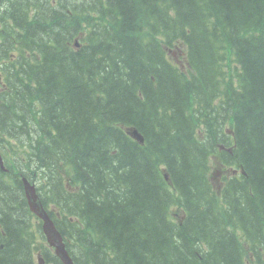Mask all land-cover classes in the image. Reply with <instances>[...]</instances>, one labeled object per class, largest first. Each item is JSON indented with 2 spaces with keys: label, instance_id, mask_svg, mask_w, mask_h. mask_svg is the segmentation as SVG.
I'll use <instances>...</instances> for the list:
<instances>
[{
  "label": "trees",
  "instance_id": "trees-1",
  "mask_svg": "<svg viewBox=\"0 0 264 264\" xmlns=\"http://www.w3.org/2000/svg\"><path fill=\"white\" fill-rule=\"evenodd\" d=\"M0 151V264L20 176L76 264H264V0H0Z\"/></svg>",
  "mask_w": 264,
  "mask_h": 264
},
{
  "label": "water",
  "instance_id": "water-1",
  "mask_svg": "<svg viewBox=\"0 0 264 264\" xmlns=\"http://www.w3.org/2000/svg\"><path fill=\"white\" fill-rule=\"evenodd\" d=\"M131 133L135 138L143 142V136L137 130H134ZM0 164L2 167H4L3 158L1 154ZM23 183L31 210L43 219V230L48 238L49 243L55 247L56 253L60 256V258L65 264H75L66 249L61 233L56 228L54 222L51 220L47 211L41 205L39 201V196L36 192L35 185L31 184L29 180L25 177L23 178Z\"/></svg>",
  "mask_w": 264,
  "mask_h": 264
},
{
  "label": "flooded vegetation",
  "instance_id": "flooded-vegetation-1",
  "mask_svg": "<svg viewBox=\"0 0 264 264\" xmlns=\"http://www.w3.org/2000/svg\"><path fill=\"white\" fill-rule=\"evenodd\" d=\"M34 245V243H33ZM36 247V245H34ZM33 246H31L29 254V261L26 264H64L59 260V256L54 252V248L51 246L37 247V251H34Z\"/></svg>",
  "mask_w": 264,
  "mask_h": 264
},
{
  "label": "bare ground",
  "instance_id": "bare-ground-1",
  "mask_svg": "<svg viewBox=\"0 0 264 264\" xmlns=\"http://www.w3.org/2000/svg\"><path fill=\"white\" fill-rule=\"evenodd\" d=\"M0 169H1V171H3V172H7V171H8V168H7L6 165H4V167H2V166L0 165ZM21 177H25V176H20V179H21ZM25 178H27V177H25ZM27 179H28V178H27ZM25 195H26V192H25ZM26 198H27V195H26ZM27 202H28L29 209L31 210V207H30L29 201L27 200Z\"/></svg>",
  "mask_w": 264,
  "mask_h": 264
},
{
  "label": "rangeland",
  "instance_id": "rangeland-1",
  "mask_svg": "<svg viewBox=\"0 0 264 264\" xmlns=\"http://www.w3.org/2000/svg\"><path fill=\"white\" fill-rule=\"evenodd\" d=\"M176 56H179V55L176 53L175 56H174V58H176ZM33 224L36 225L35 222H33ZM34 225L32 226L33 229H35V226Z\"/></svg>",
  "mask_w": 264,
  "mask_h": 264
}]
</instances>
